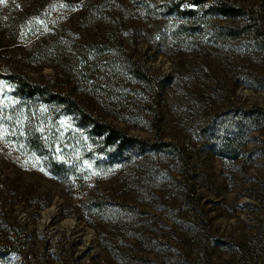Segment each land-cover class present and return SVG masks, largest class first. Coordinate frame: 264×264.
I'll list each match as a JSON object with an SVG mask.
<instances>
[{"label":"rangeland","instance_id":"1","mask_svg":"<svg viewBox=\"0 0 264 264\" xmlns=\"http://www.w3.org/2000/svg\"><path fill=\"white\" fill-rule=\"evenodd\" d=\"M9 74L143 145L1 78L0 264H264V0H4Z\"/></svg>","mask_w":264,"mask_h":264},{"label":"trees","instance_id":"2","mask_svg":"<svg viewBox=\"0 0 264 264\" xmlns=\"http://www.w3.org/2000/svg\"><path fill=\"white\" fill-rule=\"evenodd\" d=\"M207 0H193L195 5ZM218 11L224 15H233L238 9L231 4L220 3L217 7ZM6 80L11 88V94L15 99L20 101L37 100L44 103L56 102L67 106L71 113L79 116L81 123L84 126L91 127V131L98 137H102L107 145H117L118 149L131 145H143L140 139L129 137L121 130L113 127L110 124L99 122L89 116L77 102L57 93L50 92L46 87L35 84L27 80L20 74L0 75V79ZM5 248L0 247V254H4Z\"/></svg>","mask_w":264,"mask_h":264},{"label":"snow or ice","instance_id":"3","mask_svg":"<svg viewBox=\"0 0 264 264\" xmlns=\"http://www.w3.org/2000/svg\"><path fill=\"white\" fill-rule=\"evenodd\" d=\"M4 2V0H0V3H3Z\"/></svg>","mask_w":264,"mask_h":264}]
</instances>
